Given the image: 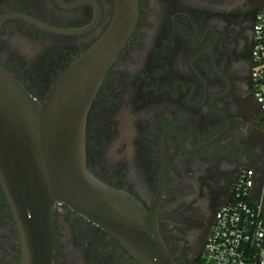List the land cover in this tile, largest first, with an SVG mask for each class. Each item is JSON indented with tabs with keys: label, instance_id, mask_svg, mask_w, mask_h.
<instances>
[{
	"label": "flooded vegetation",
	"instance_id": "flooded-vegetation-1",
	"mask_svg": "<svg viewBox=\"0 0 264 264\" xmlns=\"http://www.w3.org/2000/svg\"><path fill=\"white\" fill-rule=\"evenodd\" d=\"M264 0H140L136 27L89 111L87 165L156 208L179 264L204 252L215 215L248 168L264 173V120L251 79ZM117 0H0V64L39 100L109 29ZM18 16H16V15ZM39 21L61 32L40 26ZM54 264H142L60 204ZM0 180V264H22Z\"/></svg>",
	"mask_w": 264,
	"mask_h": 264
},
{
	"label": "water",
	"instance_id": "water-1",
	"mask_svg": "<svg viewBox=\"0 0 264 264\" xmlns=\"http://www.w3.org/2000/svg\"><path fill=\"white\" fill-rule=\"evenodd\" d=\"M139 12L140 0H117L107 32L60 74L42 102L0 64V180L20 234L22 264H54L60 204L101 227L142 264H179L156 208L148 210L87 165L89 111ZM10 16L0 17V26Z\"/></svg>",
	"mask_w": 264,
	"mask_h": 264
},
{
	"label": "built area",
	"instance_id": "built-area-1",
	"mask_svg": "<svg viewBox=\"0 0 264 264\" xmlns=\"http://www.w3.org/2000/svg\"><path fill=\"white\" fill-rule=\"evenodd\" d=\"M252 85L264 120V5L256 16ZM254 168L237 180L217 211L201 264H264V173Z\"/></svg>",
	"mask_w": 264,
	"mask_h": 264
},
{
	"label": "trees",
	"instance_id": "trees-1",
	"mask_svg": "<svg viewBox=\"0 0 264 264\" xmlns=\"http://www.w3.org/2000/svg\"><path fill=\"white\" fill-rule=\"evenodd\" d=\"M191 264H201V260L200 258H198L195 262L191 263Z\"/></svg>",
	"mask_w": 264,
	"mask_h": 264
},
{
	"label": "crops",
	"instance_id": "crops-1",
	"mask_svg": "<svg viewBox=\"0 0 264 264\" xmlns=\"http://www.w3.org/2000/svg\"><path fill=\"white\" fill-rule=\"evenodd\" d=\"M261 185H259V187H260Z\"/></svg>",
	"mask_w": 264,
	"mask_h": 264
},
{
	"label": "rangeland",
	"instance_id": "rangeland-1",
	"mask_svg": "<svg viewBox=\"0 0 264 264\" xmlns=\"http://www.w3.org/2000/svg\"><path fill=\"white\" fill-rule=\"evenodd\" d=\"M258 186H259V184H258Z\"/></svg>",
	"mask_w": 264,
	"mask_h": 264
}]
</instances>
